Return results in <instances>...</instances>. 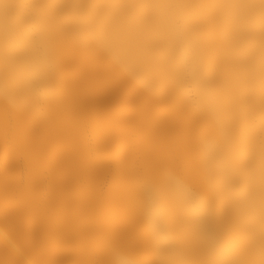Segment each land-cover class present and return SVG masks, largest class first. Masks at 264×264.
Here are the masks:
<instances>
[{"label": "bare ground", "instance_id": "1", "mask_svg": "<svg viewBox=\"0 0 264 264\" xmlns=\"http://www.w3.org/2000/svg\"><path fill=\"white\" fill-rule=\"evenodd\" d=\"M0 264H264V0H0Z\"/></svg>", "mask_w": 264, "mask_h": 264}]
</instances>
